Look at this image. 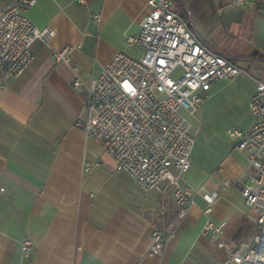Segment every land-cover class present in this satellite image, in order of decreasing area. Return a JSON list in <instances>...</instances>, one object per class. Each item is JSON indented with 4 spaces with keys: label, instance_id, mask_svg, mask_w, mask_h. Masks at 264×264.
Instances as JSON below:
<instances>
[{
    "label": "crops",
    "instance_id": "1",
    "mask_svg": "<svg viewBox=\"0 0 264 264\" xmlns=\"http://www.w3.org/2000/svg\"><path fill=\"white\" fill-rule=\"evenodd\" d=\"M14 1L0 0V10ZM148 1L36 0L24 13L54 36L35 41L29 67L0 89V264L222 262L218 240L203 235L207 194L217 195L210 218L223 226V239L252 243L258 214L240 192L248 163L228 130L255 123L249 101L264 77V0H245L253 9L235 0L176 1L191 28L243 73L216 82L203 103L191 168L180 182L192 190L194 205L162 257L148 252L153 231L177 213L173 188L145 193L80 126L88 96L74 90L72 67L89 84L117 53L139 58L142 49L128 39L139 36ZM67 48L70 63L58 62L54 53ZM226 182L233 185L224 188ZM27 242L29 254L22 250Z\"/></svg>",
    "mask_w": 264,
    "mask_h": 264
},
{
    "label": "built area",
    "instance_id": "2",
    "mask_svg": "<svg viewBox=\"0 0 264 264\" xmlns=\"http://www.w3.org/2000/svg\"><path fill=\"white\" fill-rule=\"evenodd\" d=\"M176 1H148L150 10L141 22L139 36L128 39L129 45L142 49L139 58L117 53L89 84L72 67L74 90L88 96L87 119L80 122L85 134L112 158L117 172L128 174L145 193L165 187L174 190L177 213L168 225L153 231L151 258L163 256L167 241L176 236L194 205L192 190L180 182L191 168L203 103L216 82L231 81L243 73L231 57L210 47L191 28L176 9ZM77 2L85 4L84 0ZM234 3L254 7L245 0ZM35 4L36 0H15L0 10V89L29 67L35 41L49 43L54 36L50 29H37L25 16ZM93 20L99 22L101 15ZM70 51L55 52V59L69 64ZM249 109L253 127L248 131L233 127L228 136L237 141L234 150L248 163L240 192L246 205L258 214V229L251 244L226 242L223 226L210 218L217 195H205L209 207L203 235L216 238L217 248L226 253L224 261L214 260L213 264H264V82L256 83ZM231 185L226 182L223 187ZM22 250L29 254L31 243H24Z\"/></svg>",
    "mask_w": 264,
    "mask_h": 264
},
{
    "label": "rangeland",
    "instance_id": "3",
    "mask_svg": "<svg viewBox=\"0 0 264 264\" xmlns=\"http://www.w3.org/2000/svg\"><path fill=\"white\" fill-rule=\"evenodd\" d=\"M263 82H264V77H263Z\"/></svg>",
    "mask_w": 264,
    "mask_h": 264
}]
</instances>
